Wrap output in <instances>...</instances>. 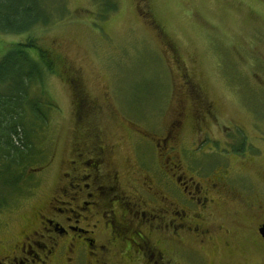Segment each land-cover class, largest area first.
<instances>
[{
	"label": "rangeland",
	"instance_id": "1",
	"mask_svg": "<svg viewBox=\"0 0 264 264\" xmlns=\"http://www.w3.org/2000/svg\"><path fill=\"white\" fill-rule=\"evenodd\" d=\"M63 3L50 11L47 26L0 32V57L33 35L54 58L53 72L33 86L42 107L53 105L46 109V156L29 193L0 210V239L33 218L55 187L73 134L72 74L102 107L98 120L119 167L136 162L126 117L136 122L138 116L157 134L180 120L174 130L178 172L201 180L224 168L229 186L248 187L242 194L264 200V0ZM240 204L224 199L210 207V220L229 232L220 227L204 245L189 244L203 264H264L256 230L262 218Z\"/></svg>",
	"mask_w": 264,
	"mask_h": 264
},
{
	"label": "flooded vegetation",
	"instance_id": "2",
	"mask_svg": "<svg viewBox=\"0 0 264 264\" xmlns=\"http://www.w3.org/2000/svg\"><path fill=\"white\" fill-rule=\"evenodd\" d=\"M69 80L77 88L70 152L34 217L0 239V264H203L189 244L204 245L221 227L210 220V207L224 199L260 216L259 234L264 200L242 194L248 187L229 186L226 169L201 180L178 172L174 130L180 120L157 134L138 116L136 122L126 117L136 162L121 168L98 120L102 107L80 91L76 74Z\"/></svg>",
	"mask_w": 264,
	"mask_h": 264
},
{
	"label": "trees",
	"instance_id": "3",
	"mask_svg": "<svg viewBox=\"0 0 264 264\" xmlns=\"http://www.w3.org/2000/svg\"><path fill=\"white\" fill-rule=\"evenodd\" d=\"M63 2L0 0V32L27 33L34 26H47L50 11L65 6ZM53 64L51 53L33 35L12 44L0 57V210L29 193L32 174L46 156V109L53 105L46 102L42 107L33 86L53 72Z\"/></svg>",
	"mask_w": 264,
	"mask_h": 264
},
{
	"label": "water",
	"instance_id": "4",
	"mask_svg": "<svg viewBox=\"0 0 264 264\" xmlns=\"http://www.w3.org/2000/svg\"><path fill=\"white\" fill-rule=\"evenodd\" d=\"M259 234L261 235L264 241V221L262 222L261 226L259 227Z\"/></svg>",
	"mask_w": 264,
	"mask_h": 264
}]
</instances>
